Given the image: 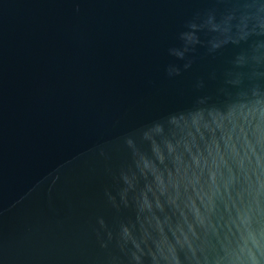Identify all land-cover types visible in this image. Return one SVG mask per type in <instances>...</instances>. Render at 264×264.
Returning <instances> with one entry per match:
<instances>
[{
  "label": "water",
  "instance_id": "1",
  "mask_svg": "<svg viewBox=\"0 0 264 264\" xmlns=\"http://www.w3.org/2000/svg\"><path fill=\"white\" fill-rule=\"evenodd\" d=\"M0 264H264V0H0Z\"/></svg>",
  "mask_w": 264,
  "mask_h": 264
}]
</instances>
